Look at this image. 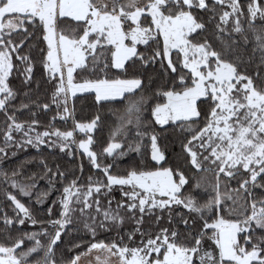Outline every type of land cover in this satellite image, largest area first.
Here are the masks:
<instances>
[{
    "label": "snow or ice",
    "instance_id": "obj_1",
    "mask_svg": "<svg viewBox=\"0 0 264 264\" xmlns=\"http://www.w3.org/2000/svg\"><path fill=\"white\" fill-rule=\"evenodd\" d=\"M65 22L78 27L67 30ZM233 34L241 36L244 50L251 36L246 60L241 41L224 38ZM37 60L51 92L44 89L46 102L38 96L17 107L13 101L21 93L10 77L18 74L25 98L33 86L39 93ZM80 100L95 110L87 121L75 119ZM113 102L126 107L113 139L97 152L100 109ZM53 108L44 127L41 118ZM22 110L28 119L18 118ZM0 112L6 117L0 156L26 147L42 152L44 146L74 158L75 146L105 177L89 175L85 184L78 176L68 180L69 172L59 164L53 170L43 156L42 174L23 176V164L10 173L0 165L7 205L0 207V264H80L94 251L89 264H264V0H0ZM69 119L71 128L55 127ZM169 121L184 134L182 162L134 164L125 174L100 163L118 149L126 155L118 135L134 128L142 138L148 133L140 129ZM77 131L86 138L77 140ZM150 141L151 161L168 163L155 133ZM128 148L139 153L142 143ZM78 167L82 173L83 162ZM40 180L47 189L37 191ZM113 186L120 187L121 200L115 208L111 199L102 207L101 195L110 196ZM200 189L203 202L195 194ZM56 192L59 199H52ZM38 205L45 206L46 220L38 218ZM165 212L167 226H160ZM153 216L150 230L146 217ZM127 222L125 235L99 239L98 228L123 230ZM29 224L39 230L24 231ZM81 225L91 242L70 239L69 258H58L57 247ZM16 228L21 230L13 237Z\"/></svg>",
    "mask_w": 264,
    "mask_h": 264
},
{
    "label": "trees",
    "instance_id": "obj_2",
    "mask_svg": "<svg viewBox=\"0 0 264 264\" xmlns=\"http://www.w3.org/2000/svg\"><path fill=\"white\" fill-rule=\"evenodd\" d=\"M221 11V9H218V12ZM242 22L247 24L246 20H243ZM260 22L259 20L257 21V24L259 25ZM62 27H65L67 30L74 29L78 27V25L75 22L68 23L65 22V24L62 25ZM231 29V25H229V30ZM225 39H233L237 41H241V50L244 51V56L243 58L246 60L248 56L252 54V48L253 44L251 42V36L249 35V43L247 45L246 50H244L243 44H242V38L239 34H233L231 37H228L225 35ZM215 43V42H214ZM215 46L219 48V44L215 43ZM28 49L26 48L25 51ZM259 54L257 53V59H258ZM43 76L44 73L39 65V61L37 60V67L35 70V81H39L41 83V91L37 93L35 91V88L33 86L30 91L32 92L31 97L25 98L23 96V91L24 89L20 88V77L18 76L17 73H13L12 77H10V82L13 87L18 88L20 90V95L16 98L15 101H13L14 105L19 107L21 102L23 103H30L32 100H36L37 97H41L42 102L47 101V96L45 95L44 89H47L48 93L51 92V88L48 85H45L43 83ZM35 83V82H34ZM159 83L153 85V88L158 87ZM147 92L148 90L145 89ZM140 93L137 92V95ZM77 95H82V94H77ZM155 102H164V101H152V103ZM84 104L83 100L77 101L75 105V119H79L82 121H87L90 119L91 115L94 113L95 110L90 109L89 107L82 106ZM71 106V104H70ZM126 104L122 103H109L104 106L103 109H100L101 115L103 117L102 122L100 125H98V130L94 131L93 136L94 140L96 141V145L94 150L99 152L101 150V146H106L108 142H110L113 139L112 133L114 128L116 127V124L118 122V116L120 113H122L125 110ZM55 114V109L49 113H47L46 117H42V124L44 127H47L49 123V118ZM17 116L21 120H25L29 118V111L28 110H22L17 113ZM151 117H146V124H151L152 122ZM6 117L3 112H0V141L3 140V131L6 128L5 125ZM73 125V120L69 119L67 123H63L60 121H57L55 124V127H60L61 130H67L68 128H71ZM43 130V129H41ZM147 131L148 135L144 136L142 138H137L136 137V130L134 128H130V131L127 135H118L115 139L117 142L122 143L124 151L126 152V155L124 157L119 156V149L116 150V153L112 157H104L101 156L100 163L103 165L105 163H112L115 165L113 169V174H125V171L129 169L130 165L134 164H145L147 163L149 167H156L163 165L164 167H168L170 165H173L176 162H182L183 161V153L181 151V140L183 139L184 134L180 132V125L178 123L174 124L172 121L168 122L165 125H153L152 127H148L146 129L142 128L140 131ZM155 133L158 137V145L160 146L161 151H164L165 157L168 161V163H164V161H160L159 165L156 164V162L151 161V141H150V136ZM76 138L77 140L79 139H85L86 136L84 133H80L77 131L76 133ZM142 143V148L139 153H137L134 150H129L128 145L129 144H135V142ZM43 147V151L40 152L37 150L35 147H26V148H21V149H13L16 151V155L12 156L11 152L8 154V158L5 159L3 156H0V165L4 167V169L8 170L9 173L14 169L19 167L21 164H23V168L21 169L23 176H30L32 172H36L37 174H42L44 172V169L41 167L39 164V160L41 156L47 159V162L49 166L53 167V170H55V164H59L60 168L62 171L69 172L70 175L68 177V180H71L73 176H78L80 177V182L82 184H85L87 182V177L91 175L93 179L99 178L101 180H104L105 177L103 176L101 171H97L96 169L90 167L88 158L86 156L81 155L82 150L77 151L75 146H73L72 151L75 153L74 158L69 157L64 153H61L59 149H56L55 151H49L46 147ZM35 158V162H32L33 159ZM83 162V172L81 173L79 170V164ZM184 167H187L185 164ZM197 176L200 175H206L209 179L213 177V173H196ZM67 183V181H65ZM231 187L235 188L237 187L236 183L233 181L230 185ZM5 185L0 183V207H7L5 204L4 200V195H3V188ZM58 188L61 186L58 185ZM47 189V182L46 180H40L39 181V187L37 191H42ZM125 190H127V186L125 187ZM190 191V189H189ZM205 189H200L198 192L195 194L197 195V198L203 202L204 199L207 197L202 196L201 193H203ZM208 193L211 194V189H207ZM35 192L33 193V200L35 199ZM59 192L53 193L52 194V199H59ZM121 189L119 186H113V190L110 196H104L101 195V205L102 207L107 206V201L109 199L112 200V207L115 208L116 203L121 200ZM26 203H31L30 201L25 199ZM46 204H51V200H48L45 202ZM95 206H93L94 208ZM181 209L176 208V211L179 212ZM185 212L187 210H184ZM36 212L38 214V218L41 219H47L46 215V208L44 205H38L36 208ZM55 212V209H54ZM123 212V210H122ZM93 215H95V211L93 210ZM156 215H161L159 210H157ZM165 219L160 221V226H167V212L163 213ZM77 216H79V213H77ZM55 218V217H53ZM146 225L145 227H148L149 224L152 225V228L150 230H155V216L151 218L146 217ZM131 227V222H127L124 226L123 230H117L113 229L111 231H108L106 229H97V235L99 239H103L106 242H110L113 239L117 238V233L119 231V235H125V233L130 230ZM181 231H184L183 226L181 225ZM0 229H4V225L0 224ZM21 229L16 228L11 230L12 236H16ZM24 231H38L37 226H32L31 224L27 225L26 228L23 229ZM51 230V229H50ZM86 230L83 229L82 225L80 226L79 232L76 233L74 236L70 237H64V244H60L57 249H56V255L57 257L63 256L65 260L69 258L68 253L65 251V247L69 244V240L71 239L73 242H76L77 237H82L85 242L90 243V237L85 234ZM63 235V234H62ZM4 235L3 232L0 231V241L4 240ZM45 243L47 242V239L42 237L41 238ZM127 242V241H125ZM81 251H84L82 248Z\"/></svg>",
    "mask_w": 264,
    "mask_h": 264
},
{
    "label": "rangeland",
    "instance_id": "obj_3",
    "mask_svg": "<svg viewBox=\"0 0 264 264\" xmlns=\"http://www.w3.org/2000/svg\"><path fill=\"white\" fill-rule=\"evenodd\" d=\"M117 99H119V98H117ZM96 254L97 253L94 251L93 253L82 257L81 260H80V264H89V261H94V257H95ZM112 259L115 260V258H112Z\"/></svg>",
    "mask_w": 264,
    "mask_h": 264
}]
</instances>
